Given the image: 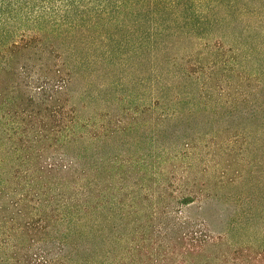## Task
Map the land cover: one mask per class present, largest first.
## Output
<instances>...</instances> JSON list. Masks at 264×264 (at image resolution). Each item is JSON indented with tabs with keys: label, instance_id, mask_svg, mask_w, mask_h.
<instances>
[{
	"label": "trees",
	"instance_id": "16d2710c",
	"mask_svg": "<svg viewBox=\"0 0 264 264\" xmlns=\"http://www.w3.org/2000/svg\"><path fill=\"white\" fill-rule=\"evenodd\" d=\"M263 84L264 0H0V264H264L184 213L177 173L203 137L182 125ZM137 129L170 138L130 153ZM113 207L142 234L118 263L95 242Z\"/></svg>",
	"mask_w": 264,
	"mask_h": 264
},
{
	"label": "rangeland",
	"instance_id": "374dc122",
	"mask_svg": "<svg viewBox=\"0 0 264 264\" xmlns=\"http://www.w3.org/2000/svg\"><path fill=\"white\" fill-rule=\"evenodd\" d=\"M136 74L138 76V71L127 74L129 81L126 82L124 94L127 101L140 93ZM76 86L78 88L79 85ZM260 87L261 90L252 92L234 109L229 107L220 111L197 112L189 119V128L182 125L191 133H199L203 137L199 145L193 146L188 154L177 161L181 165L177 173L178 176L183 173L185 180L198 183L197 198L184 207L185 214L203 220L215 235L222 236L227 243L236 246L249 244L262 249L264 84ZM235 133L239 135L238 138L233 141L227 139ZM151 134L154 136V129L149 133L137 129L132 135L123 137L120 145L123 144L127 151L134 154L145 150L156 153V144L167 142L170 135L163 134L153 142ZM101 217L104 218L102 212ZM141 221L142 218L136 220L137 224ZM101 225L95 241L98 243L97 247L95 243L99 251L97 255L102 253L106 257L107 253L115 263L120 257L128 259V248L142 236L136 226L133 228L129 217L123 218L121 211L113 207ZM152 237L157 238V233L153 232ZM212 248L215 250V247Z\"/></svg>",
	"mask_w": 264,
	"mask_h": 264
}]
</instances>
